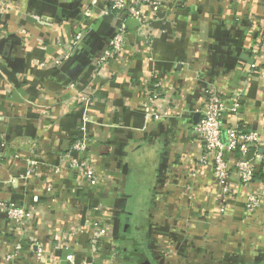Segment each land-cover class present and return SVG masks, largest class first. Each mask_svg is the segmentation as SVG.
Returning a JSON list of instances; mask_svg holds the SVG:
<instances>
[{
    "label": "crops",
    "instance_id": "0c3cea01",
    "mask_svg": "<svg viewBox=\"0 0 264 264\" xmlns=\"http://www.w3.org/2000/svg\"><path fill=\"white\" fill-rule=\"evenodd\" d=\"M155 1L159 14L141 4L146 34L130 20L126 53L97 67L123 20L109 0H0V200L33 213L31 242L0 217V264H36L38 245L42 264H68L73 252L77 263L91 259L88 232L68 237L102 217L110 228L95 254L102 264H114L112 243L122 256L116 264H264V205L247 218L234 177L220 214L213 169L196 170L203 144L189 123L212 89L229 107L240 98L225 128L238 121L264 140V0ZM81 31L72 56L53 66ZM154 83L184 120L146 115ZM81 127L93 138L98 187L55 171ZM29 159L40 162L39 173L24 179ZM258 172L264 192V163ZM50 185L55 190L45 193Z\"/></svg>",
    "mask_w": 264,
    "mask_h": 264
},
{
    "label": "built area",
    "instance_id": "2783aa9c",
    "mask_svg": "<svg viewBox=\"0 0 264 264\" xmlns=\"http://www.w3.org/2000/svg\"><path fill=\"white\" fill-rule=\"evenodd\" d=\"M99 1L94 0V4L99 3ZM141 4L148 5L156 14H159L162 9V3L155 0H109L111 10L121 14L123 20L113 37L110 50L98 59L95 66L100 67L114 58H120L126 53L130 33L128 22L130 20L139 22L141 31L146 34L145 31L149 27L150 19L144 17ZM1 7L3 10L10 9L5 1L1 3ZM86 32L81 31L74 37L65 54L52 62L53 66L59 67L72 56L74 49L80 45ZM41 65L45 66L43 63ZM255 68L256 65L251 66L252 70ZM203 98L204 102L199 110L189 115L191 117L189 123L193 133L200 138L203 144V153L199 158L196 170L198 172L199 169L208 166L213 169L215 180L220 189V193L217 195L220 214L225 213L227 210V204L231 199L232 181L234 177H238V187L241 190H245L246 217L252 218L264 205V192L256 188L257 183H259L256 179V174L260 165L264 163V153H262L264 140L261 139L259 131L245 130L238 121L235 125L224 127L223 118L227 111L233 112L236 116L239 115L241 107L239 97L234 98V103L231 107L212 89L206 90ZM165 99L161 92V84L154 83L152 91L147 98L146 115L154 122H167L175 119L184 120L186 113L180 107L167 103ZM196 114H200V119L194 124L192 118ZM85 120L89 121V118L87 117ZM92 142L93 138L89 135L86 127H81L80 135L73 141L64 166L56 167V173L62 175L63 171H67L69 175L75 176L79 181L85 182V184L93 187L102 185L103 181L96 172L91 157L90 146ZM39 164L40 162L37 159H29L27 174L23 178L27 179L32 175L37 176ZM54 190V187L50 185L45 189V193L49 194ZM94 210L101 213L103 211L100 207H96ZM2 216H5L9 221H13L17 229L24 231L21 237H24L28 242L33 240V237L25 232L26 229H29V224L33 219L32 211L20 208L10 201L0 200V217ZM109 230L106 219L103 217L97 221L90 222L83 228H72L68 237L70 239H74L79 233L88 232L93 256L91 259H85L77 263L73 252L67 256V263L102 264L97 260L95 254L99 246L107 241L109 242ZM115 245L112 243V262L114 264L118 260L122 261V256L118 252L119 247L117 250ZM61 247L67 250L71 249L69 243L66 242L61 243ZM21 250L22 243H19L13 251L5 255L6 262H13ZM34 253L36 264H42L45 259L43 249L38 245L34 249Z\"/></svg>",
    "mask_w": 264,
    "mask_h": 264
},
{
    "label": "trees",
    "instance_id": "16d2710c",
    "mask_svg": "<svg viewBox=\"0 0 264 264\" xmlns=\"http://www.w3.org/2000/svg\"><path fill=\"white\" fill-rule=\"evenodd\" d=\"M261 176H262V175H260L259 172H258V173L256 174V179H257V180H263V179L261 178ZM126 236H127V235H126ZM126 236H125V238H126ZM126 241H127V240H126ZM140 241H141V240H135V244H137L138 247H140V245H141ZM141 247H142V246H141ZM138 257H139V256H138Z\"/></svg>",
    "mask_w": 264,
    "mask_h": 264
},
{
    "label": "water",
    "instance_id": "95a60500",
    "mask_svg": "<svg viewBox=\"0 0 264 264\" xmlns=\"http://www.w3.org/2000/svg\"><path fill=\"white\" fill-rule=\"evenodd\" d=\"M200 119V114H196L195 117H194V121L195 123H197Z\"/></svg>",
    "mask_w": 264,
    "mask_h": 264
},
{
    "label": "rangeland",
    "instance_id": "374dc122",
    "mask_svg": "<svg viewBox=\"0 0 264 264\" xmlns=\"http://www.w3.org/2000/svg\"><path fill=\"white\" fill-rule=\"evenodd\" d=\"M118 252H120V250ZM120 254H121V252H120Z\"/></svg>",
    "mask_w": 264,
    "mask_h": 264
}]
</instances>
